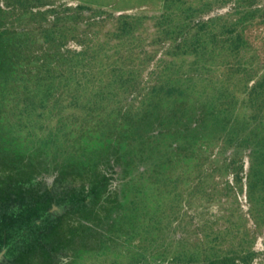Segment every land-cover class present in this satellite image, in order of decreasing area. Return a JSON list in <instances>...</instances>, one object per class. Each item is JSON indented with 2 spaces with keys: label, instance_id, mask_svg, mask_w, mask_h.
<instances>
[{
  "label": "rangeland",
  "instance_id": "374dc122",
  "mask_svg": "<svg viewBox=\"0 0 264 264\" xmlns=\"http://www.w3.org/2000/svg\"><path fill=\"white\" fill-rule=\"evenodd\" d=\"M0 264H264V0H0Z\"/></svg>",
  "mask_w": 264,
  "mask_h": 264
}]
</instances>
